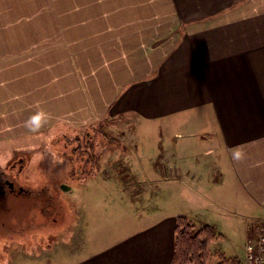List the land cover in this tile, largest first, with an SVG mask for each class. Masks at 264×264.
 <instances>
[{"label": "crops", "instance_id": "1", "mask_svg": "<svg viewBox=\"0 0 264 264\" xmlns=\"http://www.w3.org/2000/svg\"><path fill=\"white\" fill-rule=\"evenodd\" d=\"M25 1L51 2L0 0V141L56 125L81 130L129 112L162 122L159 142L145 150L143 165H157L143 169L147 203L133 202L139 215L116 246L88 241L94 236L79 223L68 243L36 245L26 259L171 264L177 217L209 224L224 240L219 218L232 196L248 238L264 220V0H74L106 4L111 14L80 8L63 20L58 12L45 30L17 27ZM150 185H168L175 197L183 188L197 200L173 205L157 225Z\"/></svg>", "mask_w": 264, "mask_h": 264}, {"label": "rangeland", "instance_id": "2", "mask_svg": "<svg viewBox=\"0 0 264 264\" xmlns=\"http://www.w3.org/2000/svg\"><path fill=\"white\" fill-rule=\"evenodd\" d=\"M29 3L31 2H24L23 7L29 11L23 13L24 19L19 21L20 25L17 27L45 30L46 24L52 23L54 14L61 12L64 20V14L68 13L72 20L71 13H77L78 16L80 8L83 12L88 8H99L100 12L111 14L110 7L106 4H78L74 0L66 3L64 0H51L50 4L37 6L29 5ZM32 8L33 14L31 13ZM29 15L32 20L29 19ZM9 27H14V22H8ZM161 128V121L142 120L137 114L129 112L115 119H108L98 126L81 130L56 125L48 132H21L7 139H1L0 172L1 168H7L8 162L19 151L32 157L31 164L34 166V170L26 171L31 175L34 172V181L30 183L34 187V203L32 197L29 196L11 198L8 209L3 214L2 219L7 222V225L18 231L14 233L15 242L25 245L27 249L36 245L47 248L60 241L68 243L76 226L80 223V226L86 230L84 231L86 236H94L90 238L93 240L87 239L88 241H93L98 245H111L114 248L116 240L125 231L132 214L139 215V207L134 212L132 210L133 202L138 203L139 201V206L141 202L147 203L145 196L147 181L143 176V169L146 170L149 167L151 171L153 168L154 173L157 165H143L147 162L146 158L151 156L148 153L150 151L145 150L149 149L151 141L156 144L159 142ZM91 142L95 143L94 147L90 144ZM79 145L81 149L76 153L74 147ZM90 155L99 156V166H92V160L88 163ZM83 156L84 159H82ZM158 166L161 171L162 167ZM107 175H110L109 179ZM30 185L27 186L32 187ZM43 188H48L49 195L55 200V205L62 207L63 220L57 223L51 222L50 225L41 223L43 220L41 207L47 200L45 195L40 194L43 193L41 192ZM150 188L152 195L150 200L154 202L152 206H158V212L153 208L157 225L161 220L162 212V217L169 216L174 209L173 205L183 206L186 202L197 200L183 188L175 190L177 191L176 197L170 196L172 193L168 185L162 192L161 185L154 189L150 185ZM154 190L157 192L154 196L155 201ZM122 193H124L123 199L127 198V200H121ZM126 201L129 202L126 203ZM223 205L230 211L228 215L225 213L219 218L220 229L222 228L226 237L212 244V251L224 252L226 256L232 258L238 256L236 258L242 262L244 245L247 240L246 221L238 222L233 196L228 204ZM80 209H84L87 214L93 213L96 221L86 219L81 215ZM32 218H34V228L25 223ZM149 225L152 226V224ZM33 231L34 236L30 235ZM21 233L32 236L34 241H27L29 238ZM10 234L8 227L0 226V264H34L32 259L25 257L29 256V252L17 244L11 248L8 258L5 257L9 251L5 249L4 252V248L10 242L13 243L8 238ZM163 249L166 254V248ZM20 256L23 257L19 259ZM219 261V256H216L210 264H217Z\"/></svg>", "mask_w": 264, "mask_h": 264}, {"label": "flooded vegetation", "instance_id": "3", "mask_svg": "<svg viewBox=\"0 0 264 264\" xmlns=\"http://www.w3.org/2000/svg\"><path fill=\"white\" fill-rule=\"evenodd\" d=\"M85 141L89 143L88 140H85ZM90 144L95 146V143L93 142H91ZM82 159H84V156ZM31 163H32V157H29L27 154L24 155L23 153H20L19 151L18 154H16V156H14V158H12L11 161L8 162L7 168L5 169L1 168L2 170L0 172V226L2 227L6 226L9 228V230L11 231V234L10 236H8V238L13 241V243L10 242L4 248V252H5V249H8L9 251L6 256L4 253V256L7 258H8V254H11L10 253L11 248L15 244L22 246L24 250L29 252L28 253L29 255L34 254L33 252L34 247H30L29 249H27L25 245L15 242L16 239L14 238V233L18 231H16L13 227L8 226L7 222L2 219L4 217L3 216L4 211L8 209L9 201L11 198L29 196V197H32V202L34 203V187L30 185V183H33L32 181H34V172L32 175L31 173L26 172L28 169L34 170V166H32ZM27 185H30L32 187H28ZM41 192L43 193H40V194H43L47 197L46 202L41 207V212L43 214V218H42L43 220L41 221V223L44 225H50L51 222L57 223L58 221L63 220L64 215H63L62 207L55 205L54 198H52L49 195L50 190L48 188H43ZM55 214H59V216H55ZM25 223L26 225L33 226L34 228V218L30 219L29 221ZM21 235L28 237L29 239L27 241L29 242L34 241L33 240L34 238L32 237L34 236V231L32 234H30L32 236L30 235L27 236L24 233H21ZM30 237L32 239H30ZM0 255H1V252H0ZM8 263H10L9 259H8Z\"/></svg>", "mask_w": 264, "mask_h": 264}, {"label": "trees", "instance_id": "4", "mask_svg": "<svg viewBox=\"0 0 264 264\" xmlns=\"http://www.w3.org/2000/svg\"><path fill=\"white\" fill-rule=\"evenodd\" d=\"M80 149V145L74 147L76 153ZM98 157L90 155L88 163L92 160V166H99ZM222 238V234L218 233L211 225L200 226L187 216H178L171 264H210L216 256H219L220 259L217 264H242L236 257H227L224 253L212 251V244Z\"/></svg>", "mask_w": 264, "mask_h": 264}, {"label": "built area", "instance_id": "5", "mask_svg": "<svg viewBox=\"0 0 264 264\" xmlns=\"http://www.w3.org/2000/svg\"><path fill=\"white\" fill-rule=\"evenodd\" d=\"M242 264H264V220H258L249 235Z\"/></svg>", "mask_w": 264, "mask_h": 264}]
</instances>
